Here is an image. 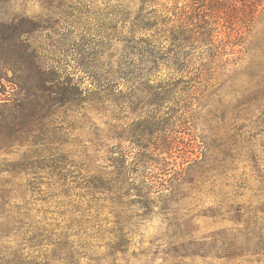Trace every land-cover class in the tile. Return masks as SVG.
I'll return each mask as SVG.
<instances>
[{"label":"trees","instance_id":"trees-1","mask_svg":"<svg viewBox=\"0 0 264 264\" xmlns=\"http://www.w3.org/2000/svg\"><path fill=\"white\" fill-rule=\"evenodd\" d=\"M128 1L99 0L104 7L83 9L86 19L81 27L87 35L79 38L95 78L90 101L94 105L93 112L110 117L105 120L107 133H99L95 124V128L81 133L88 137L86 143L79 138L71 142L61 122L64 113L59 111L44 121L45 127L39 136L29 137L34 148L28 161L32 179L26 180V186L35 196L34 203L42 206L36 209L37 214L43 213L44 220L54 223L59 230L62 222L56 223V220L67 213L53 214L51 208L43 206L57 196L63 197L58 206L64 201L71 203L69 197L79 199L81 188L88 191L92 201L84 212H93L94 219L95 213L109 205L122 207L124 197L130 195L136 197L130 202L131 206L140 205L145 214H150L156 210L153 190H163L164 195L156 199L163 200V210L172 208L168 228L175 239L161 250L169 256L162 264H193L194 256L210 257L222 264L231 261H238L231 264H253V258L254 264L261 262L264 224L256 220L250 223L247 219L245 226L235 233L221 230L202 239L193 237L187 224L197 207L192 201L208 184L209 171L217 175L212 184L219 182L222 187L230 188L231 194L219 198L215 212H204L203 216L217 214L226 205V213H234L236 220L241 218L243 206L237 198L246 188L247 169L259 183L258 190L264 189V168L261 167L264 142L256 141L260 133L253 130L248 115L250 106L264 98V87L260 86L264 77L256 80L251 90L245 88L246 95L235 106L222 111L220 120L225 133L213 141L218 156H208L202 150L203 145H197L200 156L191 157L195 138L177 109L195 98L194 86L207 74L203 56H211L219 34L237 36L238 33L228 26L224 17V0H165L164 4L159 0H139L135 9ZM247 2V14L253 16L257 8L251 5V0ZM261 43L259 37L254 47H260ZM235 62L232 59L228 63L235 65ZM245 72V69L235 72L229 76L230 82L234 84ZM259 75V71L247 73L249 82ZM87 81L81 84L86 93L93 83V80ZM0 94V141L7 140L19 128L41 127L40 117L49 105L43 93L32 90L25 71L13 70L6 63L0 65ZM72 114L78 117V111ZM227 114H230L229 121L225 118ZM240 118L248 122L239 121ZM68 127L77 130L72 125ZM184 136H187L186 141H181ZM93 147L104 165L85 178L84 165L78 170L72 157L84 155ZM209 160L211 165L207 163ZM238 165L242 166L240 170ZM131 176H138L139 183H129ZM197 178H201L199 185ZM125 186L127 190L123 195L117 194ZM215 189L210 185L208 191ZM72 209L80 212L81 206L72 204ZM62 235L63 239L52 240L49 230L45 229L29 239L41 237L38 243L47 240L55 244L52 257L64 256L69 264H75V253L66 251L71 248L69 239L66 234ZM126 244L130 242L121 241L118 247L124 248ZM157 252L159 249L154 254ZM131 256L135 259L137 254L132 251ZM26 264L40 262L27 261ZM44 264H49L47 259Z\"/></svg>","mask_w":264,"mask_h":264},{"label":"clouds","instance_id":"clouds-1","mask_svg":"<svg viewBox=\"0 0 264 264\" xmlns=\"http://www.w3.org/2000/svg\"><path fill=\"white\" fill-rule=\"evenodd\" d=\"M93 7L101 8L104 5L99 0H0V65L6 63L13 70L19 68L25 71L32 90L43 93L44 100L49 105L40 117L39 129L19 128L7 140L0 141V264H21V261L25 264L27 261L44 264L45 259L49 264H69L64 256L59 259L52 257L55 244H50L47 240L40 244L38 241L41 237L37 240L29 239L37 231L45 229L49 230L52 240L63 239L62 234H66L71 244V248L66 251L75 253V264H159L152 253L175 239L168 228L172 208L163 210V200L156 199L164 195L163 190H153L156 210L150 214H145L140 205L131 206L130 202L136 197L130 195L124 197L122 207L113 208L109 205L104 211L95 213V219L93 212H84L92 202L86 189H80L82 195L79 199L69 197L71 203L64 201L60 206L58 204L63 197L57 196L43 207L51 208L53 214L67 213L56 220V223L62 222L59 230L55 229L54 223L44 220L43 213L37 214L36 209L42 206L34 203V194L27 191L26 180L32 179L28 161L32 158L34 148L29 137L39 136L45 127L44 121L63 111L61 122L64 123L65 133L71 142H77L79 138L86 143L88 137L81 136V131L87 132L95 128L92 120L94 105L90 101L95 87L94 69L88 64L79 38L87 35L81 27V22L86 19L83 9ZM260 38V47L252 48L244 60L236 65L237 68L246 70L233 84L236 91L226 89L214 100L219 98L225 103L235 104L246 95L245 88L251 90L256 80L264 77V33ZM248 39L254 41L257 36L254 33ZM253 71H259L260 75L249 82L247 73ZM84 80H93L87 93L81 88ZM260 86L264 87V81ZM210 108H213L212 103L206 108L194 107L188 113L198 115L199 119L194 120L196 132H202L205 139H212L217 131V122L206 115ZM74 110L78 111L77 118L73 117ZM248 115L253 130L260 133L256 141H264V98L258 104L250 106ZM69 125L77 130L72 131ZM83 147L81 145V149ZM98 155L96 147H93L84 155L72 157L76 160L78 170L81 164L84 165L82 171L85 178L93 175L95 168L104 165ZM207 163L211 165L212 161ZM261 167L264 168V164ZM207 178L208 184L217 188L218 199L231 194V189L223 188L219 182L212 184V181L217 180L216 173L209 171ZM200 180L201 178H197V185ZM133 181L139 183L138 176H131L129 183ZM125 190L127 186L117 194L123 195ZM72 204L80 205L81 211L72 209ZM70 209L72 210L69 211ZM104 217L108 219L105 220ZM148 220L156 222L152 228L149 227ZM121 241H128L130 245L119 248ZM122 251L124 255L120 254ZM132 251L143 255L138 254L133 259ZM260 264H264V258Z\"/></svg>","mask_w":264,"mask_h":264},{"label":"rangeland","instance_id":"rangeland-1","mask_svg":"<svg viewBox=\"0 0 264 264\" xmlns=\"http://www.w3.org/2000/svg\"><path fill=\"white\" fill-rule=\"evenodd\" d=\"M127 1L128 0H125V2ZM224 1V17L226 18L228 26L231 29H235L238 35L226 36L224 33L219 34L215 44L216 48L211 51V56H203L202 60L207 63V67H205L207 70L204 73L207 72V74L204 75L203 80L198 81V83L195 84L194 89H197V92L193 95L195 98H192L190 103H186L177 109V114L182 115L183 120L186 122L187 126L190 128L191 134L195 138V150L191 157H195L196 155L200 156L199 150L196 147L197 145H203L202 150L206 151L208 156H218L219 151L213 144V141L222 137L223 133H225V127L222 125L220 116L224 109L230 110L238 101L235 104H232L230 102L225 103L223 99L217 98L214 100V98L218 97L219 94L226 89L236 91V89L233 88V84L230 82L229 76L231 77L233 74L235 75V72H240V70H242L237 68L236 65L240 64L244 60V57L249 54V51L254 47L264 28V0H251V5H253V7L256 6L257 8V11L253 16H248L247 14L248 11L246 7L249 6L247 2L248 0ZM128 3L132 9H135L139 4V0H131L128 1ZM159 3L164 4L165 0H159ZM230 28L228 30H230ZM254 33L256 34L257 39L249 41V36ZM232 59L236 60L235 65L228 63ZM87 83L88 81L85 80L84 85ZM210 103L213 104V108H210L206 115L210 116L217 122V131L212 139H205L202 132L200 134L196 132L197 125L194 123V120L199 119L198 115L196 113L188 115V113L194 107L206 108ZM92 113L93 123L98 127L99 133H107L105 116H100L93 111ZM225 118L229 121L230 114H227ZM239 121L246 122L247 120L240 118ZM81 133L87 132L81 131ZM186 139L187 136H184L181 141H186ZM237 167H239L240 170L242 166L238 165ZM248 172L249 170L247 169L246 188L241 191V196L237 198V201L242 203L243 206L242 216L239 220H236L234 213H226V205H223V207L219 209L220 211L216 212L217 214H207L203 216L204 212H215L219 200L216 196L217 188L214 192H210L208 191V189H210L209 184L202 187V193L199 194L195 201H192L195 202L197 207L190 214L192 219H190V223L187 224V229L193 237L202 239L211 236L216 232H220L221 230L235 233L238 229L245 226L247 219L250 223L256 220L257 223L264 224V189L258 190L259 183L255 181ZM260 208H262V210H260ZM147 223L149 224V227L152 228L156 222L154 220H148ZM149 243H151V241ZM163 248H167V246ZM163 248H159V252L156 254H154V252L152 253L153 257L159 260V264H162L163 260L169 259V256L164 253L165 251H161ZM133 252L137 255L139 254L137 251ZM262 258H264V255L260 259ZM189 259L190 258H187L188 262ZM192 263L222 264V261L210 257L202 259L199 256H194L192 258ZM231 263H238V261H231L229 264ZM256 264H260V262Z\"/></svg>","mask_w":264,"mask_h":264}]
</instances>
